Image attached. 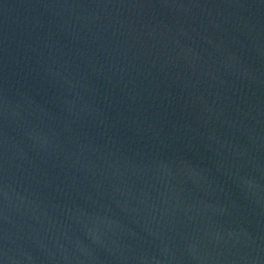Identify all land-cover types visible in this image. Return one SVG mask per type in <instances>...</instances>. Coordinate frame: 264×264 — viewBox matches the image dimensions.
<instances>
[{
  "label": "water",
  "instance_id": "water-1",
  "mask_svg": "<svg viewBox=\"0 0 264 264\" xmlns=\"http://www.w3.org/2000/svg\"><path fill=\"white\" fill-rule=\"evenodd\" d=\"M0 264H264V0H0Z\"/></svg>",
  "mask_w": 264,
  "mask_h": 264
}]
</instances>
